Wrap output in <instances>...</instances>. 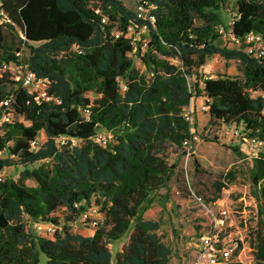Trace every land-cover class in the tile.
I'll return each instance as SVG.
<instances>
[{
  "label": "trees",
  "instance_id": "obj_1",
  "mask_svg": "<svg viewBox=\"0 0 264 264\" xmlns=\"http://www.w3.org/2000/svg\"><path fill=\"white\" fill-rule=\"evenodd\" d=\"M146 1L153 22L116 0H0L10 21L0 22V101L14 95V120L0 136V153L8 154L0 158V173L16 163L25 166L17 180H0V264H40L41 255L45 264H170L159 222L143 214L151 196L169 191L175 165L166 161V151L193 141L185 108L203 97L209 120L242 125L244 139L264 140V55L248 54L245 43L250 33L260 36L264 51V0H232L229 34L238 44L232 49L216 44L218 11L226 0ZM104 16L109 26L101 24ZM128 25L147 26L139 56L144 71L129 57L133 46L110 35L111 27ZM22 46L28 68L50 80L52 101L35 103L2 69ZM214 56L237 61L241 76L205 78L201 68ZM100 130L111 134L106 145L95 141ZM40 131L45 140L32 150ZM60 136L67 141L57 147ZM70 139L79 144L71 146ZM35 163L40 165L27 167ZM234 179L229 171L216 183L213 200ZM249 179L255 208L250 219L234 211L245 234L233 252L264 264L263 155L254 159ZM92 207L100 225L88 236L73 233L70 224ZM37 222L54 227L50 238L32 233ZM128 232L112 261L109 244ZM230 232L222 229V244ZM230 258L226 264H241Z\"/></svg>",
  "mask_w": 264,
  "mask_h": 264
},
{
  "label": "rangeland",
  "instance_id": "obj_2",
  "mask_svg": "<svg viewBox=\"0 0 264 264\" xmlns=\"http://www.w3.org/2000/svg\"><path fill=\"white\" fill-rule=\"evenodd\" d=\"M122 2L127 9L140 14L141 10L134 0H122ZM232 3V0H226L223 8L218 11L221 25L218 27L220 37L216 44L219 47L229 49L238 48V44L229 34L233 19ZM18 35L21 37L20 34ZM7 38L9 41L14 40L16 42L13 35L7 33ZM144 42H148L147 33H140L137 36L136 49H139V46L143 45ZM30 45L34 47L38 43ZM22 47L28 53L27 47ZM142 53L143 48L130 54L129 57L135 68L144 71L139 60ZM201 72L203 76L211 78L241 76L237 61H225L219 56L208 59L201 68ZM204 103L205 98H195L191 105L185 108V112L191 117V133L194 136L191 142L192 148L166 151V161L170 165H175L174 174L169 182V191L166 192L161 189L155 196H151L152 202L143 214L145 220L159 222L160 227L157 234L171 251L170 264H211L208 254L203 252L206 247L205 237L211 226V217L205 210L198 207L190 191L202 196L217 215V209L212 204L216 201V199L213 200L216 195L215 184L223 183L225 175L229 171L235 173V179L221 191L218 198L225 201L224 205L228 214V218L224 219L223 227H231V232L224 241V245L233 251L236 248L234 243L241 240L245 234L234 211L236 209L241 210L243 215L250 219L255 208L254 199L251 197L253 188L249 179L255 158L246 154L243 127L235 123L209 120L208 113L201 109ZM19 121L22 120L19 119ZM2 127L7 128V126ZM98 134L105 135L107 133L100 130ZM37 140L39 143L45 140L43 131L39 132ZM78 144V140L71 141V146ZM7 156L5 151L0 153V158ZM39 165L40 163H35L27 167L34 169ZM24 167L17 163L5 167L0 173V179L15 181ZM26 184L28 186L34 185L30 180H27ZM262 184L264 185V179ZM91 219H98V216L92 215ZM99 222L101 223L102 220L99 219ZM62 227L63 224H60L57 232L60 233ZM70 228L73 233H81L87 236L95 230L81 219L70 224ZM30 229L35 235L50 238L49 234L45 236L44 230L38 232L32 225H30ZM129 232L109 244L112 261L115 260L116 254L122 246L127 243ZM231 256L230 259H240L241 264H255L248 253L242 255L239 252L236 254L232 252ZM217 259L216 264H226V261L221 260L220 257ZM45 262V256L41 255L40 264H45Z\"/></svg>",
  "mask_w": 264,
  "mask_h": 264
},
{
  "label": "built area",
  "instance_id": "obj_3",
  "mask_svg": "<svg viewBox=\"0 0 264 264\" xmlns=\"http://www.w3.org/2000/svg\"><path fill=\"white\" fill-rule=\"evenodd\" d=\"M122 1V0H116ZM135 3L138 4L140 14H136L141 19L145 20L148 19L150 22H153L154 19L152 17H147L149 6L146 0H134ZM0 22L10 23L9 19H7L4 15L3 10L0 8ZM101 24L104 26H109L110 22L106 16L102 17L100 20ZM110 35L117 38H124L126 39L131 46H133L134 50L131 54H133L137 50H142L143 52L146 48L147 42H144L143 45L139 46V49L135 47L137 43V36L140 33H147V26L142 25L137 28L134 25H128L124 30H118L116 26L111 27L109 29ZM245 43L249 46L246 48V52L250 55H254L256 57H261L264 55V51L259 49L261 38L260 36L254 34H248L245 38ZM81 52L80 50L78 51ZM130 55V54H129ZM15 60L9 63H3L2 69L9 71L14 76V88H20L24 90L28 95H30L35 103H41L43 101L50 102L53 98L48 93V87L50 85V80L47 77H38L36 74L28 68L27 64V56L28 54L25 52L24 48L22 47L20 50L14 53ZM119 87L120 91L124 92L126 90V85L120 80ZM14 101V95H9L2 101H0V136L5 132L2 126L12 124L14 120V109L12 103ZM202 111H207L208 106L203 104L201 107ZM85 114H88V111H85ZM184 118L191 123V117L188 113H184ZM194 138V136H193ZM111 139V134L107 133L105 135L97 134L95 136V141L100 145H106L108 141ZM74 139H70V142ZM67 138L65 136H60L55 139V144L57 147L64 146L66 144ZM245 150L248 156L257 158L260 155L264 156V140H259L255 137L245 138ZM38 140L37 138L30 142V147L32 150H35L38 147ZM183 148L189 150L192 148L190 140L183 141ZM1 180V179H0ZM191 195L195 201V203L201 209L205 210L206 213L210 214L211 217V226L208 230V233L205 237V249L203 252L208 254V259L210 260L211 264H216L218 261V257L221 260L228 261L232 255L233 250H231L228 246L222 244L220 241V232L223 228L224 219L228 218L227 209L225 208V201L217 199L212 204L217 209V215H215L213 209L209 207L206 203L204 198L200 195L193 193ZM92 215L98 216V219H91ZM81 220L85 223H88L92 228H96L99 224V219H101V215L98 213L95 207L87 208L81 215ZM33 228L36 231L44 230V234L52 236L54 233V227L43 224V223H33ZM230 228L231 227H227ZM230 234V233H229ZM228 234V236H229ZM227 236V237H228ZM227 237L224 238L226 241ZM236 247V242L234 243Z\"/></svg>",
  "mask_w": 264,
  "mask_h": 264
},
{
  "label": "crops",
  "instance_id": "obj_4",
  "mask_svg": "<svg viewBox=\"0 0 264 264\" xmlns=\"http://www.w3.org/2000/svg\"><path fill=\"white\" fill-rule=\"evenodd\" d=\"M207 77H209V76H205V78H207Z\"/></svg>",
  "mask_w": 264,
  "mask_h": 264
}]
</instances>
